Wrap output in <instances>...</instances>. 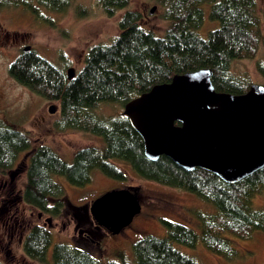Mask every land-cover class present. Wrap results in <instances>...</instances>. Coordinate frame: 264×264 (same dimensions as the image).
I'll use <instances>...</instances> for the list:
<instances>
[{
  "label": "trees",
  "instance_id": "obj_1",
  "mask_svg": "<svg viewBox=\"0 0 264 264\" xmlns=\"http://www.w3.org/2000/svg\"><path fill=\"white\" fill-rule=\"evenodd\" d=\"M98 1L109 17L125 9L118 23L119 34L109 44L92 46L83 68L73 79L34 49L18 55L8 73L45 100L58 103L57 130L98 135L105 145L80 148L73 161L67 162L48 145L34 146L28 131L0 123V173L14 174L15 178L26 166L23 203L52 217L61 215L67 205L65 188L54 176L64 177L75 187L90 184L95 170L111 179L126 181L127 172L118 166L119 162L145 180L192 193L215 208L214 213L195 212L200 233L162 218L167 230L165 237L146 235L133 243V259L128 260L120 252L117 260L105 263L89 247H99L102 235L90 219L77 213V242L56 243L52 250L54 264H199L173 245L194 248L199 242L227 259L237 257L234 239L249 240L256 232L264 231V208L254 205V198L264 193V167L239 182L227 183L201 168L187 171L165 155L152 161L146 157L143 140L123 111L129 101L154 85L203 68L212 70L216 91L247 92L253 82L235 75L232 64L237 60H255L260 50L264 52V0L260 14L256 11L257 0H154L163 7V17L169 22L162 37L144 29L141 13L129 9L132 0ZM72 3L73 0H0V8L22 6L38 19L46 20L40 6L63 13ZM206 6L210 19L218 21L219 27L202 38L197 30L204 23ZM87 12L85 8L78 10L81 16ZM256 70L264 80V61H256ZM101 104H118L123 111L103 117L95 112ZM49 221L46 218L45 223L33 224L23 240L25 255L39 264L47 263L52 246ZM0 264L4 263L0 260Z\"/></svg>",
  "mask_w": 264,
  "mask_h": 264
},
{
  "label": "rangeland",
  "instance_id": "obj_2",
  "mask_svg": "<svg viewBox=\"0 0 264 264\" xmlns=\"http://www.w3.org/2000/svg\"><path fill=\"white\" fill-rule=\"evenodd\" d=\"M262 5L263 0H257L258 14L261 13ZM153 7L155 10L151 13ZM81 8L87 9V15H79L78 10ZM129 9L141 13L140 24L145 30L152 31L158 37L165 35L169 22L163 17V7L154 0H132ZM39 10L46 16V20L38 19L22 6L7 5L0 8V123L15 125L28 131L34 146L48 145L62 159L72 162L80 148L103 147V138L81 131L57 130L55 122L59 118L58 103L45 100L14 80L8 73L9 65L21 54L20 46L30 45L38 54L66 73L73 67L77 74L83 68L86 55L92 46L109 44L119 34L118 23L125 9L109 17L98 0H73L71 8L63 13L52 12L42 6ZM217 27L219 22L210 19V10L206 6L204 23L197 30V34L207 38L209 32ZM262 29L264 34V19ZM258 60L264 61L262 50L255 60L234 61L232 71L253 83H264L256 70ZM51 105L57 107L54 113L49 110ZM122 111L123 108L118 104H101L95 109L103 117ZM23 157L24 155L20 158ZM24 159L27 160V156ZM117 164L126 170V181L111 179L95 170L90 184L75 187L64 177L54 176L65 188L67 203L58 217L39 214L37 210L23 203L21 192L26 180V166L14 179L8 174L0 173V260L4 264H39L25 255L23 240L33 224L45 223L46 218H50L48 224L52 232V246L48 251L46 264H54L53 246L59 242L74 245L80 235L77 213L81 218L87 217L94 223L89 213L92 200L114 188L135 187L141 198L142 211L119 235H112L103 228L100 230L101 233L104 232L100 246L89 247L94 256L104 263L117 260L120 252H124L128 260L133 259V243L146 235L165 237L167 230L162 218L182 223L200 233L201 228L195 212H215L212 204L192 193L145 180L128 165L120 162ZM254 205L264 208V193L254 198ZM234 240L238 256L233 259L212 253L201 242L194 248L180 243L173 245L199 264H264V231L256 232L249 240Z\"/></svg>",
  "mask_w": 264,
  "mask_h": 264
},
{
  "label": "water",
  "instance_id": "obj_3",
  "mask_svg": "<svg viewBox=\"0 0 264 264\" xmlns=\"http://www.w3.org/2000/svg\"><path fill=\"white\" fill-rule=\"evenodd\" d=\"M31 49L27 45L23 51ZM67 75L75 77L73 67ZM212 75L209 68L177 74L129 101L123 113L148 159L165 155L187 171L201 168L236 183L264 167V83L231 94L216 91ZM141 211L135 187L108 190L89 206L95 224L112 235L122 233Z\"/></svg>",
  "mask_w": 264,
  "mask_h": 264
},
{
  "label": "flooded vegetation",
  "instance_id": "obj_4",
  "mask_svg": "<svg viewBox=\"0 0 264 264\" xmlns=\"http://www.w3.org/2000/svg\"><path fill=\"white\" fill-rule=\"evenodd\" d=\"M24 47H26V46H23V47L20 46V48H21V50H22L21 53L24 52V51H23ZM12 184H13V182H12ZM10 185H11V184H10ZM93 226H94L95 228H97L96 230H99V232H100V230H102V228L98 227V226L95 224V222H94ZM96 230H94V231L97 232ZM90 233H92V232H90ZM99 234L103 236V235H104V232H103V233L100 232ZM96 235H97V233H96ZM99 244H100V243H99Z\"/></svg>",
  "mask_w": 264,
  "mask_h": 264
}]
</instances>
